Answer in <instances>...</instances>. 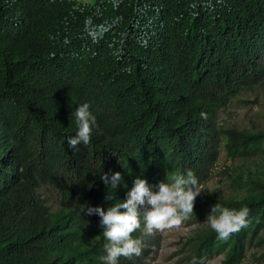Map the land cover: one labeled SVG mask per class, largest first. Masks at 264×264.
<instances>
[{
	"label": "trees",
	"instance_id": "1",
	"mask_svg": "<svg viewBox=\"0 0 264 264\" xmlns=\"http://www.w3.org/2000/svg\"><path fill=\"white\" fill-rule=\"evenodd\" d=\"M91 5L111 24L110 38L126 43L151 42L153 35L164 36L168 27L189 19L197 23L207 61L184 63V73L168 91L149 87L134 74L147 66L145 62L130 63L129 85L115 101L118 110L132 109L131 114H114L108 106L94 110L102 134L93 130L89 144L76 146L79 151L66 142L78 131L75 116L66 118L67 110L75 112L78 103L73 73L61 78L53 73L33 75L25 58L36 57L43 71H49L38 47L4 62L0 67V264H104V229L98 215L86 214L88 207L107 210L124 202L137 178L146 180L155 192L159 183L171 182L173 174L191 170L203 184L221 147L229 158L264 152L258 150L264 144V129L249 131L216 122L217 111L238 93L264 86V0H93ZM59 8L67 15L71 11L63 4ZM54 17H60L57 9L50 19ZM128 52L138 50L131 47ZM105 89V84L99 85L97 93ZM130 137L127 150L154 145L157 153L138 170L133 160L116 151L118 142ZM117 172L122 182L113 190L100 176ZM246 178L250 187L245 195L223 200L201 193L196 198L188 222L216 203L237 210L247 207L250 213L247 227L226 240L210 226L195 234L186 250L188 264L194 259L203 264L218 254L222 255L219 264H237L248 246L264 248V178ZM40 187L55 194L54 204L44 201ZM132 236L143 241L142 254L121 257L118 264H143L156 243L154 234H144L143 220Z\"/></svg>",
	"mask_w": 264,
	"mask_h": 264
},
{
	"label": "clouds",
	"instance_id": "2",
	"mask_svg": "<svg viewBox=\"0 0 264 264\" xmlns=\"http://www.w3.org/2000/svg\"><path fill=\"white\" fill-rule=\"evenodd\" d=\"M92 1L0 0V67L8 60L15 61L18 55L21 58L24 51L38 47L43 51L40 56L49 71H43L36 57L25 58L33 75L53 73L61 78L73 73L71 84L78 95L75 97L78 103L75 112L68 109L66 113L67 119L75 116L78 129L75 136L66 141L73 149L80 144H89L93 130L102 134L97 117L92 113L94 110L108 106L114 114H131L132 109L118 110L116 106L119 104L115 101L129 85L130 63L145 62L147 66L140 67L134 74L143 78L147 86L168 91L179 73H184V63L207 61V53L196 33L197 23L185 18L175 27H168L164 36L153 35L151 42L140 39L138 43H126L110 38L111 24L93 10ZM60 4L70 6L69 15L59 8ZM56 9L60 17L50 19ZM131 47L138 52L129 54ZM144 49L147 55H143ZM19 70L20 61L16 72ZM104 84L105 91L98 94L97 87ZM201 118L207 119V115L201 113ZM130 141H133L131 137L118 142L116 151L133 160L136 170L142 162L156 158L154 145L140 148V151L127 150ZM136 154H139L138 159L134 158ZM100 179L113 190L122 182L119 172L111 177L101 174ZM170 180L159 183L158 191L154 192L146 180L137 178L124 202L107 207V210L87 208L86 214L98 215L104 229L102 235L107 241L104 245L106 256L102 257L104 264H118L121 257L131 259L142 254L143 241L132 236L141 229L142 220L144 234L152 235L157 231L179 228L193 216L196 198L204 192L199 179L189 170L186 174H173ZM38 190L47 204L55 203L53 192L47 199L43 195L51 191L42 187ZM81 208L84 211L83 206ZM249 213L247 207L237 210L216 203L206 221L219 239L226 240L247 227ZM86 224L84 222V226ZM192 264L197 261L194 259Z\"/></svg>",
	"mask_w": 264,
	"mask_h": 264
},
{
	"label": "rangeland",
	"instance_id": "3",
	"mask_svg": "<svg viewBox=\"0 0 264 264\" xmlns=\"http://www.w3.org/2000/svg\"><path fill=\"white\" fill-rule=\"evenodd\" d=\"M216 115V122L224 127L233 126L249 131L264 129V86H255L252 90L238 93L231 103L224 109H219ZM258 148L263 150L264 144ZM247 175L259 180L264 178V152L244 158H229L221 147L208 180L201 184L204 190L202 194L223 200L245 195L250 187ZM233 176L240 178L234 182L230 180ZM52 195V192H45L43 196L49 199ZM210 214L211 210L200 217L195 216L193 221H184L179 228L154 232L156 243L150 246L143 264H188L190 254L186 250L189 240L209 226L206 219ZM221 259L222 255L218 254L203 264H219ZM237 264H264V248L248 246L244 257Z\"/></svg>",
	"mask_w": 264,
	"mask_h": 264
}]
</instances>
